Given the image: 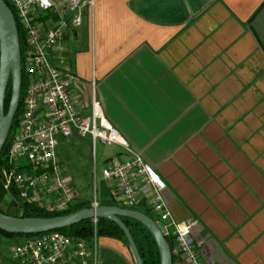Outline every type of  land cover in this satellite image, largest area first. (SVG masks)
Instances as JSON below:
<instances>
[{
    "label": "crops",
    "instance_id": "0c3cea01",
    "mask_svg": "<svg viewBox=\"0 0 264 264\" xmlns=\"http://www.w3.org/2000/svg\"><path fill=\"white\" fill-rule=\"evenodd\" d=\"M55 62L165 180L174 218L198 219L206 264H264V0H96ZM96 260L136 264L107 236Z\"/></svg>",
    "mask_w": 264,
    "mask_h": 264
},
{
    "label": "built area",
    "instance_id": "2783aa9c",
    "mask_svg": "<svg viewBox=\"0 0 264 264\" xmlns=\"http://www.w3.org/2000/svg\"><path fill=\"white\" fill-rule=\"evenodd\" d=\"M25 34L22 71L25 78L22 111L0 167V179L10 195L46 212L70 209L78 197L74 178L57 154L60 137L90 138L94 170L98 144L123 149L127 159L108 156L102 176L113 196L130 209L151 197L155 222L171 240L173 264H206L193 234L198 219L176 220L165 200L167 183L106 117L95 93L89 111L78 105L71 89L74 75L55 62L66 49V36L79 29L96 0H7ZM137 175L144 186L137 185ZM92 205H99L97 198ZM121 206V205H119ZM145 213L148 210H141ZM148 214V213H147ZM149 215V214H148ZM94 220L92 240L56 230L17 236L10 264H97ZM7 263V264H9ZM1 264V263H0Z\"/></svg>",
    "mask_w": 264,
    "mask_h": 264
},
{
    "label": "water",
    "instance_id": "95a60500",
    "mask_svg": "<svg viewBox=\"0 0 264 264\" xmlns=\"http://www.w3.org/2000/svg\"><path fill=\"white\" fill-rule=\"evenodd\" d=\"M22 80V50L17 20L6 1L0 0V157L19 108ZM10 82L12 94L6 112V96ZM122 217L135 219L145 225L157 242L161 264H173L171 245L155 220L141 210L119 205H92L69 214L50 217L14 216L0 210V229L9 233L35 234L64 228L85 219L106 218L117 223L124 231L136 264H144L131 230Z\"/></svg>",
    "mask_w": 264,
    "mask_h": 264
},
{
    "label": "trees",
    "instance_id": "16d2710c",
    "mask_svg": "<svg viewBox=\"0 0 264 264\" xmlns=\"http://www.w3.org/2000/svg\"><path fill=\"white\" fill-rule=\"evenodd\" d=\"M6 3L10 6V8L13 10L17 24H18V29H19V34H20V39H21V50L22 53L24 51V43H25V34L24 31L19 23V20L17 18V15L15 13V8L9 3V1L5 0ZM25 88V78L23 77L22 80V95L23 91ZM12 94V84L10 82L9 88L7 91V96H6V107L5 111H8L9 107V102ZM22 105H23V100L21 96L20 104L18 111L16 113L13 125L11 127V131L8 137V140L5 144V147L3 149L2 155L0 157V167L3 164V157L5 155V152L7 151V148L9 146V141L11 138V135L13 134L14 130L17 128V125L19 123V118L21 115L22 111ZM6 190L4 189L2 180L0 179V203L2 199L4 198L6 194ZM12 205L15 207L17 206L18 209L21 211V213H12L11 211H7L0 207V210L6 214L14 215V216H23V217H28V216H35V217H50V216H56V215H64V214H69L72 212H75L77 210L83 209L85 207H91L92 202L91 201H82L79 203H75L70 209L64 212H59V213H51V212H46L44 209L38 206H34L31 204H28L26 202H23L20 200L16 195L12 194ZM101 204H108V205H119L118 202H116L114 199H110L104 202H101ZM123 221L127 224L128 228L131 230V233L133 235V238L139 248V251L141 253V256L143 258L144 264H161V259H160V252H159V247L157 245V242L150 232V230L143 225L141 222L129 218V217H122ZM56 231L68 234V235H74V236H80L84 237L88 240H92L95 227H94V220L93 219H85L81 222L75 223L73 225L56 229ZM96 231L98 237L100 236H107V237H113L120 239L124 241L128 246V240L127 237L124 233V231L120 228V226L115 223L112 220L106 219V218H98L97 219V225H96ZM0 234L7 236V237H13V236H32V235H37L38 233L35 234H18V233H9L6 232L2 229H0ZM169 243L171 244V240H169ZM130 248V246H129Z\"/></svg>",
    "mask_w": 264,
    "mask_h": 264
},
{
    "label": "rangeland",
    "instance_id": "374dc122",
    "mask_svg": "<svg viewBox=\"0 0 264 264\" xmlns=\"http://www.w3.org/2000/svg\"><path fill=\"white\" fill-rule=\"evenodd\" d=\"M112 149L116 147H108L98 144L96 156V172L94 170V154L93 143L90 138H81L73 136L70 138L60 137L57 150L58 157L64 162L74 178L75 187L77 189V199L75 203L82 201L97 200L104 202L111 197L110 188L106 180L102 176L101 168L103 160L109 156ZM12 196L6 192L0 203V207L12 213H21L18 207L12 205ZM103 200V201H102ZM106 200V201H107ZM119 205L123 206L122 203ZM135 208H141L139 206ZM151 217L157 220V216L152 211H146ZM18 242V237H7L0 234V263L7 264L11 262V247ZM10 264V263H9Z\"/></svg>",
    "mask_w": 264,
    "mask_h": 264
}]
</instances>
